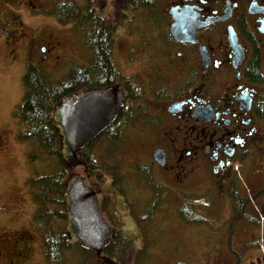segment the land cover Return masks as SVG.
Here are the masks:
<instances>
[{"label":"flooded vegetation","instance_id":"1","mask_svg":"<svg viewBox=\"0 0 264 264\" xmlns=\"http://www.w3.org/2000/svg\"><path fill=\"white\" fill-rule=\"evenodd\" d=\"M133 1L135 6L127 7V0H113L118 15L124 9L138 11L136 16L145 14L144 25L141 22L138 26L140 44H131L124 59L126 65L140 61L142 65L125 72L116 64L113 48L114 63L122 77L117 74L118 80L107 87L121 88L124 94L116 117L121 123L117 152L122 136L130 132L129 143L136 140L139 148L144 147L143 152L148 150L152 160L150 164L140 163L128 155L129 160L119 164L121 171L134 173L138 164L156 181L153 169L164 172L173 163L170 168H176L177 184L183 185L188 177L182 178L196 169L189 166V159L197 165L206 163L217 181L219 197L227 205L228 218L222 225L219 223L224 230L212 237L215 247L206 250L205 261L264 264V0H148L146 6L141 0ZM1 5V39L21 40L25 33L19 27V15L2 10ZM177 21L184 33L180 38L173 34ZM117 29L116 25L114 33ZM190 31L192 34L187 33ZM39 49L46 50L45 46ZM46 58L48 55L42 54L41 59ZM145 76L148 79L143 83ZM158 129L174 132L172 136L177 141L170 150L166 145H156ZM257 159H262L260 169L255 165ZM88 185L98 190L100 203L106 190L98 188L96 181L91 180ZM233 187L248 213L259 220L258 226L232 221L233 209L226 190ZM165 188L163 200L172 203L176 210L180 204L191 207L215 225L205 210L184 199L188 195L183 189L177 187L170 192ZM108 190L116 193L115 199L112 195L113 199L107 200L108 205L121 203L128 210L131 201L135 205L144 201L139 187L121 193L111 186ZM209 201L201 209L212 210L213 203ZM107 208L105 217L114 220L115 213L108 214ZM230 220L232 231L226 229ZM15 245L17 249L18 244Z\"/></svg>","mask_w":264,"mask_h":264},{"label":"rangeland","instance_id":"2","mask_svg":"<svg viewBox=\"0 0 264 264\" xmlns=\"http://www.w3.org/2000/svg\"><path fill=\"white\" fill-rule=\"evenodd\" d=\"M2 1L0 0L2 10L9 9L15 15H19V27L24 31L25 36L21 40H4L0 37V264H44L43 247L38 235L33 234L29 224L30 214L35 211V203L28 194L26 181L30 176L58 171L61 168V163L56 156L39 154L38 148L33 147L31 142H19L15 138L16 105L22 97L20 79L26 64L38 63L37 65L44 70L49 78L57 80L70 67L84 62L85 57L71 25L59 24L46 11L59 0ZM100 4L105 15L113 16L117 20L118 29L113 37L116 64L125 72L135 71L141 67L142 61L126 65L127 62H124V59L127 58L126 50L131 44H140L141 31L138 26L141 22L144 25L145 14L141 12V16H136L138 11L124 9L118 15V6L113 0H100ZM54 38L55 41L52 40ZM21 41L23 43L18 44ZM41 46H45L46 50L42 52L39 49ZM42 54L48 55L46 61L41 59ZM147 79L146 76L143 77L142 82H147ZM156 133V145H166L169 150L175 146L177 140L173 138L172 130L163 133L158 129ZM131 138L130 132L125 137L122 136L121 149L116 156L119 162L126 163L129 160L128 155H131L134 160L140 163L150 164L152 157L149 152H146L148 150L143 152L144 147L139 148L140 145L137 146L136 140L129 143ZM167 140L169 141L165 144ZM34 148L36 155L31 158L29 154L34 151ZM152 148L153 145H151ZM62 154H64L63 160L66 162V148L62 150ZM188 161L190 162L189 166L196 167V169L193 174L182 178L184 180L188 177L185 184H177L178 178L174 174L176 168H170L173 163L167 170L164 169V172L157 168L153 169L154 178L158 183L171 189L170 192L175 191L177 187L183 189L184 195H188L184 199L201 211L205 210L206 215L212 218L215 225L184 224L174 205L162 200L159 205L160 213L152 217L153 221L148 226V233H145L156 239L149 250L157 254V257L155 259L153 257L154 260L148 264L213 263L210 260L206 262L204 254L206 255V250L215 247V240H211L212 237L224 230L222 226L218 225L219 223L222 225V222L228 218L227 205L224 198L220 199L219 197L217 181L213 180L212 171L208 165L206 163L197 165L196 161L191 162L190 159ZM255 162L256 168L260 169L262 159H257ZM67 166L69 182L77 176H82L88 184L92 180L94 183L96 181L100 189L110 188L109 182L102 177L104 175L95 173L88 176L83 165L74 167L68 164ZM126 170L131 171L132 169L127 168ZM243 170L245 171V168ZM176 175L178 176V174ZM208 189L210 190L209 194ZM176 193L173 194V197ZM197 201H212V210L201 209L202 205L197 204ZM107 212L108 214L115 213L114 220H111L115 231L133 237L138 242L136 244L140 245V234L129 211L121 203H118L117 206L108 205ZM54 221L52 220V222ZM55 225L56 223H54ZM63 227L68 229V220L63 223ZM231 228L232 226H226L228 231ZM15 243L18 244L17 249H15ZM210 244L211 246H209ZM68 258L73 260V253H70ZM91 261L92 264H97L98 259L97 262L92 259Z\"/></svg>","mask_w":264,"mask_h":264},{"label":"trees","instance_id":"3","mask_svg":"<svg viewBox=\"0 0 264 264\" xmlns=\"http://www.w3.org/2000/svg\"><path fill=\"white\" fill-rule=\"evenodd\" d=\"M147 1L140 2L146 6ZM127 4L135 6L133 0H127L128 7ZM101 6L100 0L55 2L47 13L59 24L71 25L76 38L79 39L85 60L70 67L57 80L49 78L43 69L34 63L26 65L21 77L22 97L16 105L15 138L19 142H31L33 147L38 148L39 154L56 156L61 163L58 171L30 176L26 181L28 194L35 203V211L30 215L29 224L38 233L43 244L44 264H92L91 259L95 262L98 259L93 252L82 250L69 229L63 227V223L68 218L66 189L69 185V173L68 163L63 160L62 150L65 146L56 121V105L67 95L86 89L105 87L122 77L112 56L113 33L117 20L113 16L105 15ZM120 135L121 123L118 116L109 128L87 144L79 154L88 175L92 176L95 173L104 175L101 176L107 177L110 186L119 193L131 192L139 187L144 196V201H140V204L135 205L133 201L128 204L129 214L136 222L135 227L140 233V245L136 244L138 242L134 238L112 229L111 239L102 251V255L120 264H148L157 257V254L149 250L156 239L145 233H148V226L153 221L152 217L159 212V205L163 200L162 194L166 188L158 184L151 173L138 164L133 168L134 173L121 171L122 167L116 157ZM35 148L29 154L31 158L36 155ZM234 188L226 190L233 209L232 221L242 220L245 225L251 223L258 226L259 220L255 221L256 219L254 220L248 213ZM108 191L103 192L100 201L103 216L108 205L107 200L116 198L115 192ZM176 211L184 224L206 223L212 226L207 217L191 207L180 204ZM232 221H228L226 226L231 227ZM70 253H73V260L68 258Z\"/></svg>","mask_w":264,"mask_h":264},{"label":"water","instance_id":"4","mask_svg":"<svg viewBox=\"0 0 264 264\" xmlns=\"http://www.w3.org/2000/svg\"><path fill=\"white\" fill-rule=\"evenodd\" d=\"M181 27V22L177 21L173 28L177 38L184 34ZM187 33L192 34V31ZM123 101V90L109 86L75 92L57 103L59 125L68 150L67 161L72 166L83 164L79 151L111 125ZM66 194L69 227L79 247L94 251L100 257L98 264H120L101 255L110 241L111 227L101 215L96 191L77 176L68 185Z\"/></svg>","mask_w":264,"mask_h":264},{"label":"bare ground","instance_id":"5","mask_svg":"<svg viewBox=\"0 0 264 264\" xmlns=\"http://www.w3.org/2000/svg\"><path fill=\"white\" fill-rule=\"evenodd\" d=\"M146 257V256H145Z\"/></svg>","mask_w":264,"mask_h":264}]
</instances>
